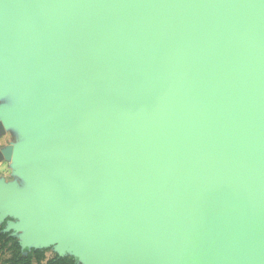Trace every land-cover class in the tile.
Returning a JSON list of instances; mask_svg holds the SVG:
<instances>
[{
  "label": "water",
  "instance_id": "water-1",
  "mask_svg": "<svg viewBox=\"0 0 264 264\" xmlns=\"http://www.w3.org/2000/svg\"><path fill=\"white\" fill-rule=\"evenodd\" d=\"M28 1L0 9L3 100L73 122L22 146L63 201L3 208L92 264H264V0ZM33 63L47 95L11 108Z\"/></svg>",
  "mask_w": 264,
  "mask_h": 264
},
{
  "label": "crops",
  "instance_id": "crops-1",
  "mask_svg": "<svg viewBox=\"0 0 264 264\" xmlns=\"http://www.w3.org/2000/svg\"><path fill=\"white\" fill-rule=\"evenodd\" d=\"M25 3L30 6L32 2L28 0H0V9L6 7L12 10L16 5H24ZM37 70V64L30 65L25 79L7 92L6 102L9 103L11 108L22 107L28 104L29 99L37 94L42 96L47 95L50 83L41 82ZM72 122L73 119L70 114L49 113L31 121V127L34 130V137L31 140L18 138L25 140L24 143L28 145H53L57 143V136L62 128L70 126ZM5 135H0V138ZM10 147L12 148V152H14L16 147L15 142H11L7 148ZM1 149L0 146V151ZM50 170L51 167H48L46 161L41 159L37 154L25 157L14 155V153L7 155L4 152L0 159V185H3L0 186V192L13 193V195H18V197L39 206L50 205L56 208L57 204L61 203L63 199L60 197L55 198L54 189L50 188L51 181L42 182L39 180L41 174L47 173ZM4 186L7 188L1 189ZM7 200V198H3V195L0 194L1 207H10V205L6 204Z\"/></svg>",
  "mask_w": 264,
  "mask_h": 264
},
{
  "label": "rangeland",
  "instance_id": "rangeland-1",
  "mask_svg": "<svg viewBox=\"0 0 264 264\" xmlns=\"http://www.w3.org/2000/svg\"><path fill=\"white\" fill-rule=\"evenodd\" d=\"M35 96L37 97V95ZM30 101L34 102V98H32ZM31 110H34L32 106ZM25 116L26 111L23 109L10 110L7 108L6 103L3 100L2 91L0 90V135L2 136L6 134L0 138V146L2 148L0 151V159L3 153L7 152V147L10 146L11 142H15L16 144L14 150L15 155L23 156L27 153L28 149H23L25 147V145H23L24 141L18 138L20 137L30 139L33 136V129L31 127L30 121L29 119L27 120ZM6 188V186L2 187V189ZM0 194L5 196L7 195L3 191L0 192ZM65 203L67 205L69 201ZM20 215L17 214L15 210H5L3 207H0V226L3 227L5 231H11L12 235L18 239L22 247H30V249H46L48 250L47 256L79 255L81 256L80 258L83 264L93 263V252L87 251L85 254L83 252L80 253L77 239H71L68 241L66 240V235L64 233L55 231V234L53 235H46L45 231L39 230L36 224H33L30 221H22L20 219ZM136 255L140 256L139 258H141L137 264H187L182 252L175 248L170 250L161 261L151 260L141 249L137 251ZM115 263L129 264V262L126 261H115Z\"/></svg>",
  "mask_w": 264,
  "mask_h": 264
},
{
  "label": "trees",
  "instance_id": "trees-1",
  "mask_svg": "<svg viewBox=\"0 0 264 264\" xmlns=\"http://www.w3.org/2000/svg\"><path fill=\"white\" fill-rule=\"evenodd\" d=\"M46 249L22 247L11 231L0 226V264H81L74 256H47Z\"/></svg>",
  "mask_w": 264,
  "mask_h": 264
}]
</instances>
